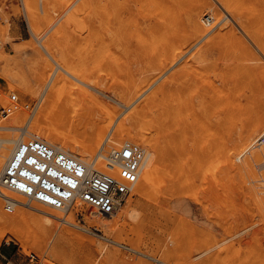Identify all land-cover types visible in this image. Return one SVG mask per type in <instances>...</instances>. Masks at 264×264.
Wrapping results in <instances>:
<instances>
[{"label":"rangeland","instance_id":"obj_1","mask_svg":"<svg viewBox=\"0 0 264 264\" xmlns=\"http://www.w3.org/2000/svg\"><path fill=\"white\" fill-rule=\"evenodd\" d=\"M0 42V122L13 127L0 136L59 128L103 173L109 144H138L142 174L146 150L119 127L137 135L136 116H173L184 167L183 206L163 214L144 207L137 185L112 216L76 202L50 223L24 204L7 212L0 196L5 216L41 217L19 225L24 246L6 234L0 264H264V0H0Z\"/></svg>","mask_w":264,"mask_h":264},{"label":"bare ground","instance_id":"obj_2","mask_svg":"<svg viewBox=\"0 0 264 264\" xmlns=\"http://www.w3.org/2000/svg\"><path fill=\"white\" fill-rule=\"evenodd\" d=\"M202 6H203V8H207L209 6V4L207 1H202ZM203 13L204 12H200L197 14V16L195 17V23H194L195 27H196L195 31L200 36L204 35L207 32V30L204 28V25L202 23ZM218 16L223 17V14L219 12ZM100 49H101V47H100ZM180 54L182 55L183 53L181 52ZM173 60H174V55H173L172 61ZM185 65H186V63H183L181 65L180 69H178V70L181 71L182 69H186ZM63 69H65V68H63ZM65 70H68V69L66 68ZM161 72H162V70H161ZM170 79L174 83L172 74H171ZM176 85L179 86V84H176ZM145 89H146V87H145ZM139 91H140V89L138 88L136 90V92L139 94ZM147 91H150V90H147ZM153 91H151V93ZM156 93L157 92H154L151 95H150V93H148V95H150V96L149 97L147 96V99L145 101H149L152 98L154 99V96ZM146 94H142V95H144V97H145ZM142 95H140L141 97L140 96L137 97V99L134 98V103H132V104H137L138 102L141 103V101H139V100H141V98H144V97H142ZM174 104L176 105V103H174ZM137 105L139 106V104H137ZM201 105H203V104L201 103ZM126 107L129 109L128 106H126ZM134 107H136V106H134ZM131 108H133V107H131ZM133 110H134V108L132 109L131 112H133ZM139 112H141V111H139ZM155 113H157V112L155 111ZM201 116H205V115L203 114ZM172 117L173 116H136L135 119H137L138 127H139L137 135H134V133L132 132L131 129H126L123 125H121L117 131V135H119L122 139L124 138V136L128 137L129 139H136L138 141V143L143 145V147L145 148L146 153H147V158H148V164H147V166L144 169V172L142 174H141L142 171H140L139 179L136 182V184L134 185V188L137 185L135 192L137 194L142 195V197L144 196L150 200L149 205L147 204V206H145V204H144V207L146 209L150 210L151 212L162 213V214H163V212L167 213V211H170V210H175V209L177 210V209L181 208L183 206V203H184L183 202L182 188H181V179H182L183 168H184V167H182V163H183L182 144H181L179 131L176 128L174 129ZM14 118H15V120L21 119L20 116H14ZM45 122L47 123L46 119H45ZM42 126H40V123L37 122L31 128H27V127H26L27 129H25L23 127L16 128V129L22 131V133L20 131L21 134L20 133L19 134H13V135L12 134H6L4 136H0V179L3 176L5 169H6V166L9 162V160L11 159L16 148L19 146L20 143L26 142L29 140L45 141L48 144H50L52 147L59 149V150H63L64 152L72 155L73 157H75L76 159L81 161L82 163L86 164L88 167H91V168L95 167L96 170L99 168V167L97 168L98 163H97L96 159H94V160L90 159L89 160V157H88L89 154H88L87 148H85L81 142L77 141L76 138L71 137L69 135L70 133L66 134L62 130H60L59 128H56V127L52 128L50 125H49L50 127H48V126L42 127ZM12 128L13 127L10 126L7 123V121L6 122H2V121L0 122V130H9ZM111 128H112V126H111ZM260 129L261 128H258L257 126L255 128L253 127L251 129H249V133L247 134L248 137L250 138L251 136H254L255 131H258ZM66 131H68V130H66ZM153 132H155V135H157L158 139H154L152 137L151 134ZM155 135H154V137H155ZM105 138H107V137H105ZM114 141L117 142L119 140L114 139ZM102 144H103V137L99 136V137L95 138V147H97L99 149L102 147ZM76 146H79L80 148L78 149V148H76ZM107 151H108V156H105V157L110 160L112 153L115 151V147H114L113 143L109 144ZM256 156L258 159L264 158V147H262L260 150H256ZM145 162H146V157L144 159V163ZM144 163H143V165H144ZM108 170L109 171L105 172L104 174L111 173L112 170L110 168ZM141 170H142V168H141ZM101 173H103V172H101ZM114 174H110V175H114ZM16 193L21 194L25 198H27L24 194H22L20 192H16ZM4 195L14 199L17 202L16 207L19 204H24L25 206H29L30 208L35 209L36 211L39 212L40 215H42V216H44V218H46V221L48 223H50L51 219L54 217L62 219L64 217L62 215V214H64L63 212H65L68 209V207L58 209V208L53 207L50 204H46V203H43L41 201H36V202H39L40 204H43L46 208H48V209L43 210V207H42V210H40L39 207H38V209L34 208V206H36V205L32 206L29 204L30 202L28 203V201L23 203L22 201L10 196V193L9 194L4 193ZM36 211H34V212H36ZM130 214H132V213H130ZM29 215L25 212H22V210L21 211L17 210V213L14 216H5L2 213V210L0 209V244L3 242L4 237H6V234L8 232H10L11 235L16 239V241H18L19 243H21L24 246L26 244L25 238H24L23 233H21L18 230L19 225L29 222V219L30 220L41 219V217H34V216L31 217L32 215H30V216ZM97 220H98V222L103 223V225H107L105 223V221L101 220L100 218H97ZM117 223H118V221L115 222V224H117ZM63 234H64V232H63ZM63 234L61 236H59V238H58L60 240V242H61V240H63V238L65 236ZM26 239H28V238H26ZM28 251H29V249H28Z\"/></svg>","mask_w":264,"mask_h":264},{"label":"built area","instance_id":"obj_3","mask_svg":"<svg viewBox=\"0 0 264 264\" xmlns=\"http://www.w3.org/2000/svg\"><path fill=\"white\" fill-rule=\"evenodd\" d=\"M17 101V95L11 96L12 104L2 108L1 113L7 116L16 110ZM144 159L141 147L126 143L107 159L108 167L115 172L110 175L88 167L45 141L29 140L20 143L9 160L0 179V196L9 213L17 202L5 196L1 187L58 209L79 201L103 216H112L132 195Z\"/></svg>","mask_w":264,"mask_h":264}]
</instances>
